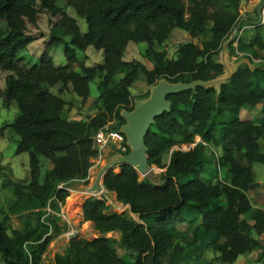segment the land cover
Masks as SVG:
<instances>
[{"label": "trees", "instance_id": "16d2710c", "mask_svg": "<svg viewBox=\"0 0 264 264\" xmlns=\"http://www.w3.org/2000/svg\"><path fill=\"white\" fill-rule=\"evenodd\" d=\"M240 2L38 0L35 7L29 0H0V69L8 72L0 98L5 106L14 103L17 108L13 121L0 127V137L6 129L17 134L15 152H27L29 166L28 183L8 179L5 184L13 200L7 210L0 211L2 264H41L47 246L60 231L55 215L43 218L46 207L58 211L69 195L65 184L87 177L91 159L97 156L94 134L112 121L113 129L119 130L125 122L121 111L133 108L130 87L139 74L151 86L160 79L206 81L224 73L215 56L244 16ZM64 6L85 19V32ZM42 12L54 18L49 40L39 61L28 66L16 55L33 41L27 26H34ZM245 20L252 22L253 33L245 41L238 36L236 50L241 53L239 59L244 57L249 64H241L218 94L215 86H198L168 95L170 110L155 118L145 136L148 164L164 167L162 156L173 146L190 144L194 136L201 141L189 150L170 153L160 183L139 179L130 164L105 172L103 187L138 219L107 213L103 199L88 197L82 204L83 220L90 221L99 235L90 240L73 237L66 250L47 264H178L183 250L179 226L184 224L192 227V242L203 239L221 264H232L256 250L264 256V199L262 207H254L247 194L254 182L252 165L264 164V122L255 120H264V62L253 63L264 59V21ZM174 28L198 42L183 43L174 58H166L155 45L166 41ZM129 42L147 44L144 56L151 68L123 60ZM59 44L64 46V65H56L47 55ZM88 47L102 50L101 62L92 67L77 57V51ZM121 70L125 73L115 80ZM96 78V112L85 120L65 118L66 101L50 89L70 86L85 102L89 82ZM247 110H258L259 115L244 117L242 112ZM226 112L229 119L224 121ZM207 144L220 146L221 154L210 176L204 178V164L214 161L205 156ZM41 158L50 166L43 169ZM222 166L228 167L225 181L218 178ZM5 168L0 163V171ZM14 214L21 216L20 228L10 224ZM108 232L119 233L118 244L128 251L126 255L118 254L114 239L105 236Z\"/></svg>", "mask_w": 264, "mask_h": 264}, {"label": "rangeland", "instance_id": "374dc122", "mask_svg": "<svg viewBox=\"0 0 264 264\" xmlns=\"http://www.w3.org/2000/svg\"><path fill=\"white\" fill-rule=\"evenodd\" d=\"M31 4L35 7L39 6L38 0H29ZM63 6V5H62ZM66 12L71 16L79 25V28L82 32H85L87 29L85 19L77 14L72 8L65 7ZM246 10L249 12H246ZM240 14L244 15L241 17V20L236 26V29L232 31L230 37L227 39L224 46L222 45L219 55L224 51V57L228 65L239 60L241 53L237 52V38L238 36L242 37V40L245 41L249 38L253 29L251 28L252 22L245 20L249 18L253 21L263 22L264 21V0H245L241 5L240 2ZM242 18H245L242 20ZM54 18L50 17L47 13H40L37 17L36 24L34 26H27V33L33 36V41L26 46L25 49L19 51L16 55L17 59L25 64L32 65L37 63L44 53L45 44L49 40L50 26ZM231 38V39H230ZM69 37L66 35L65 40L67 41ZM187 42L197 43V38H191L187 32L182 29L174 28L168 39L162 44H156L155 49L157 51H162L165 53L166 58H174L177 54V48L179 45ZM229 44H231L229 46ZM147 44L145 42H129L126 49L123 52L124 61H139L144 64L147 68H151L152 64L144 56ZM63 44L51 47L47 55L53 60L56 65H64L66 63L64 54ZM264 55V52H263ZM77 57L80 61L84 62L86 66H94L95 64L101 62L102 60V50H96L93 47H88L85 51H77ZM264 62V59H255L253 63L259 65ZM77 70V66L74 67ZM125 73V70H121L116 76L115 80L121 77ZM8 74L7 71L0 69V90L4 88L5 77ZM98 79H94L89 82V92L90 96L87 101L82 102L79 97H77L71 90V87H62L61 85L52 87L50 90L52 93L59 95L66 101L64 107V116L70 121L85 120L88 116L93 115L96 112V107L93 104L94 99L98 95L97 88ZM149 88L141 74H139L138 79L130 87V92L133 98L142 100L148 97ZM257 111L247 110L242 112L244 117H254L256 118L259 114H256ZM256 114V115H255ZM17 115V108L14 103H11L8 106H5L2 103L0 98V127L8 124L13 121L14 117ZM229 119V114L223 116V120L227 121ZM257 120L258 123L264 122V120ZM115 122L112 121L107 124V128L113 129ZM19 140V136L15 134L10 129L4 130V134L0 137V163L5 166V169L0 171V211L7 210V203L13 200L11 190L5 184L7 180H11L17 183L26 184L29 181V166H28V153H16L15 149ZM201 141L199 136H194L192 143L190 144H181L173 146L167 153L162 156V163L164 167H157L155 165L151 166L150 171L145 174L139 173V179L147 178L154 183L161 182V176L165 171V166L169 161L170 153L175 149H180L183 151L189 150L195 144ZM117 144H110L107 141V145L104 146L99 154L91 159L92 165L88 170V175L84 179H73L67 182L65 185L68 189L69 195L62 204H59L58 211L51 210L49 207H46L47 214L43 217L45 218L48 215H55L57 217V225L60 228V231L56 233L53 239L50 241L49 245L46 248V251L42 255L41 264H47L53 259V256L56 253H63L69 245L70 239L73 237L82 240H90L99 235L93 229V225L90 221H84L82 216V204L84 200L88 197L101 198L106 203V212H116L124 213L129 217L137 220L138 217L136 214H133L129 211V207L118 202L115 198V194L107 191L103 185L100 183V190L89 192L88 189L91 187L93 181L96 179L97 175L101 169L111 160V157L116 152ZM221 154V147L214 146L212 144H207L205 149V156L210 159L214 158V161L211 159L204 164L202 177L208 178L211 171L216 167L215 160ZM43 163V169L50 164L43 158H41ZM115 172L120 168L119 164H115L111 167ZM253 173L255 176V182L259 183L260 186L251 188L247 191L249 198L251 199L254 207H262L264 199V164L254 163L252 165ZM219 176L218 178L221 181H225L227 178L228 167L222 166L218 168ZM101 181V178H100ZM258 193V194H256ZM259 193H263L259 195ZM7 212V211H6ZM10 224L13 228H20L22 226L21 216L18 214L11 215ZM179 231L182 232L178 241L183 247L182 252L180 253V258L178 264H196V263H211V264H221L217 259L218 254L213 251L203 239H199L196 242H192V227L189 228L187 225L179 226ZM106 237L114 239L112 245L117 249L119 255H126L128 251L118 244L119 233L118 232H108L105 234ZM262 240L264 243V235H262ZM213 238V235L209 237ZM261 250L253 251L248 255L239 256L236 261L232 264H263L264 256L261 257ZM0 264L1 261H0Z\"/></svg>", "mask_w": 264, "mask_h": 264}, {"label": "water", "instance_id": "95a60500", "mask_svg": "<svg viewBox=\"0 0 264 264\" xmlns=\"http://www.w3.org/2000/svg\"><path fill=\"white\" fill-rule=\"evenodd\" d=\"M244 1L241 0V5ZM226 43L228 42H225L224 45ZM215 60L220 61L225 69L224 73L220 76L211 80L196 79L190 82H169L166 79H160L150 86L148 97L142 100L135 99L133 108L130 111H121V116L125 122L119 127V131L125 137L128 152L126 154H114L111 157V160L101 169L91 187H89V192L100 190V183L102 184L105 172L115 164H130L137 172L142 174L150 171L151 166L147 161L148 148L145 145V136L150 126L154 123L155 118L170 110L171 101L167 99L168 95L195 89L198 86L204 88L215 86L218 94L221 84L227 81L241 64H249L248 59L242 57L238 61L228 65L224 57V51L219 56L216 55ZM262 149L264 151V144L262 145ZM259 185V183L253 182L250 188H255Z\"/></svg>", "mask_w": 264, "mask_h": 264}, {"label": "built area", "instance_id": "2783aa9c", "mask_svg": "<svg viewBox=\"0 0 264 264\" xmlns=\"http://www.w3.org/2000/svg\"><path fill=\"white\" fill-rule=\"evenodd\" d=\"M94 138V147L97 150V155L99 154L100 150L107 145V141L110 144H117L116 145V152L115 154H125L128 149V146L125 143L124 135L118 130L113 131L107 126L102 129H99L93 136ZM264 264V261H263Z\"/></svg>", "mask_w": 264, "mask_h": 264}, {"label": "crops", "instance_id": "0c3cea01", "mask_svg": "<svg viewBox=\"0 0 264 264\" xmlns=\"http://www.w3.org/2000/svg\"><path fill=\"white\" fill-rule=\"evenodd\" d=\"M246 12H249V10L247 11L246 10ZM242 20H244V18H242ZM253 21V20H252ZM257 22V21H256ZM248 23V22H247ZM263 164V163H262ZM252 174H253V179H254V182H255V176H254V173H253V169H252ZM260 186V185H259ZM261 194H263V193H261ZM263 235H264V233H263Z\"/></svg>", "mask_w": 264, "mask_h": 264}]
</instances>
